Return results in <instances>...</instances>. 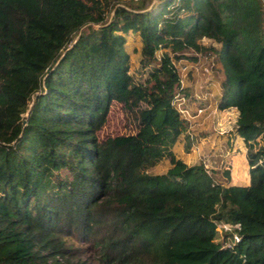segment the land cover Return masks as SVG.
I'll return each instance as SVG.
<instances>
[{"label": "trees", "instance_id": "16d2710c", "mask_svg": "<svg viewBox=\"0 0 264 264\" xmlns=\"http://www.w3.org/2000/svg\"><path fill=\"white\" fill-rule=\"evenodd\" d=\"M190 64L233 183L176 156ZM112 102L136 130L99 139ZM0 264H264V0H0Z\"/></svg>", "mask_w": 264, "mask_h": 264}, {"label": "rangeland", "instance_id": "374dc122", "mask_svg": "<svg viewBox=\"0 0 264 264\" xmlns=\"http://www.w3.org/2000/svg\"><path fill=\"white\" fill-rule=\"evenodd\" d=\"M127 52L131 69L135 68L138 60L137 42L129 41ZM189 68L192 69V74L196 78L193 94L198 96V98L195 97V100L201 99L198 102L199 104H196L197 102H195V105L191 103L192 105L189 106V110L195 112L200 107L203 108V111L193 119L187 121L188 126L185 129L191 137L190 148L189 150H184L181 144L176 145L174 148L176 156L187 164L196 163L199 159L206 161L213 158V165L210 164V166L215 167L220 166V162L224 161V167L228 168L230 180L233 183L238 177V171L246 169L245 146L240 138H231L234 111L232 109L218 111L215 108L212 97L200 91L204 82L201 70H206V73L209 71L205 66L190 64ZM135 130L136 124L131 119V116L125 113L118 103L112 102L106 121L97 132V136L100 139L106 136L131 134ZM212 137L215 138L213 141L220 142V153L211 154L213 146L209 145L207 140L212 139ZM206 141L207 143H205ZM219 237L222 239L221 233Z\"/></svg>", "mask_w": 264, "mask_h": 264}, {"label": "built area", "instance_id": "2783aa9c", "mask_svg": "<svg viewBox=\"0 0 264 264\" xmlns=\"http://www.w3.org/2000/svg\"><path fill=\"white\" fill-rule=\"evenodd\" d=\"M184 67L181 68V70H183ZM180 87L182 86V81L180 80ZM196 98H198V96H194ZM186 98L183 96L182 92H177L173 95L172 100H171V105L175 108V110L180 114L181 117L189 120V119H193L194 117H196L198 114H200L203 111V108H197L195 110V112L192 114L190 113L189 108L186 105ZM195 104V103H192ZM203 162V166L206 167L207 163L205 160H202Z\"/></svg>", "mask_w": 264, "mask_h": 264}, {"label": "crops", "instance_id": "0c3cea01", "mask_svg": "<svg viewBox=\"0 0 264 264\" xmlns=\"http://www.w3.org/2000/svg\"><path fill=\"white\" fill-rule=\"evenodd\" d=\"M232 138V137H231ZM213 139H215L214 137H212V139L210 138L209 140H207L208 141V143H209V145H212L213 147H212V153L211 154H214V153H220L221 152V144H220V142H215V141H213ZM232 139H234V138H232ZM207 141L205 142V143H207ZM202 143V142H201ZM213 143V144H212ZM209 160V159H208ZM210 162H209V165L210 164H212L213 163V158H210V160H209ZM213 165V164H212Z\"/></svg>", "mask_w": 264, "mask_h": 264}]
</instances>
